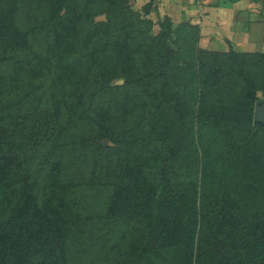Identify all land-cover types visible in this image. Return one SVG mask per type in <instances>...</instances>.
I'll return each instance as SVG.
<instances>
[{"label": "trees", "instance_id": "1", "mask_svg": "<svg viewBox=\"0 0 264 264\" xmlns=\"http://www.w3.org/2000/svg\"><path fill=\"white\" fill-rule=\"evenodd\" d=\"M153 25L127 0H0V264H66L64 139L114 160L105 213L133 230L111 264H264V53Z\"/></svg>", "mask_w": 264, "mask_h": 264}, {"label": "rangeland", "instance_id": "2", "mask_svg": "<svg viewBox=\"0 0 264 264\" xmlns=\"http://www.w3.org/2000/svg\"><path fill=\"white\" fill-rule=\"evenodd\" d=\"M110 1L112 0H102L105 6ZM127 1L134 11L139 12L145 19H150L154 23L150 33L155 34L159 30L158 21H162L164 16H167L176 31L172 37L173 41L183 43L181 39L174 40V38L176 35L182 36L184 33V42L191 43L193 35L189 37L188 32L191 34L193 28H178L180 23L188 22H173L167 14L159 10L158 0ZM23 13V11L19 12V19L25 18L26 15ZM98 16H95L94 20ZM172 45L176 46L174 43ZM109 84L110 86L122 85L123 79L113 78ZM23 89L24 86L21 85L18 90L20 92ZM257 95L259 97L257 101L264 100L259 91ZM61 144H64L60 153L64 168L63 178L68 181L69 185H74L66 194L61 195L60 202L63 207V220L69 222L66 264H111L117 256V253L114 255V251L121 250L124 243L131 238V231L133 230L131 224H120L116 221L112 223L105 213L109 191L107 186L113 181L114 160L109 167L107 159L92 148L86 151L77 150L74 153L65 139ZM40 162L41 164H39ZM43 164L42 151H39L36 161L31 166L32 176L38 177ZM37 192L40 201L45 195L50 194L49 191L39 193L37 190Z\"/></svg>", "mask_w": 264, "mask_h": 264}, {"label": "crops", "instance_id": "3", "mask_svg": "<svg viewBox=\"0 0 264 264\" xmlns=\"http://www.w3.org/2000/svg\"><path fill=\"white\" fill-rule=\"evenodd\" d=\"M175 23L198 26L201 48L264 53V0H158Z\"/></svg>", "mask_w": 264, "mask_h": 264}, {"label": "water", "instance_id": "4", "mask_svg": "<svg viewBox=\"0 0 264 264\" xmlns=\"http://www.w3.org/2000/svg\"><path fill=\"white\" fill-rule=\"evenodd\" d=\"M105 15H99L95 21H103ZM253 126L258 128L264 126V100L256 101L253 108Z\"/></svg>", "mask_w": 264, "mask_h": 264}]
</instances>
